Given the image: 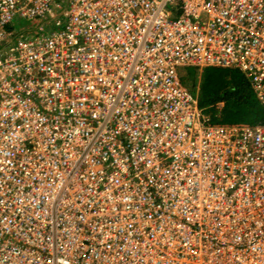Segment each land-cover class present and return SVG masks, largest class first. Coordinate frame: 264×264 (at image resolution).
Returning a JSON list of instances; mask_svg holds the SVG:
<instances>
[{
  "label": "built area",
  "instance_id": "1",
  "mask_svg": "<svg viewBox=\"0 0 264 264\" xmlns=\"http://www.w3.org/2000/svg\"><path fill=\"white\" fill-rule=\"evenodd\" d=\"M183 66L264 109V0H0V264H264V122Z\"/></svg>",
  "mask_w": 264,
  "mask_h": 264
},
{
  "label": "trees",
  "instance_id": "2",
  "mask_svg": "<svg viewBox=\"0 0 264 264\" xmlns=\"http://www.w3.org/2000/svg\"><path fill=\"white\" fill-rule=\"evenodd\" d=\"M24 29L20 28L18 31ZM196 74L197 68L185 66L181 69L180 78L197 95L200 107L210 115L212 122L223 124L264 122V109L249 79L240 70L202 68L198 89L195 87ZM219 102L222 103L220 107L217 106Z\"/></svg>",
  "mask_w": 264,
  "mask_h": 264
},
{
  "label": "rangeland",
  "instance_id": "3",
  "mask_svg": "<svg viewBox=\"0 0 264 264\" xmlns=\"http://www.w3.org/2000/svg\"><path fill=\"white\" fill-rule=\"evenodd\" d=\"M18 20V22H14V24H16V27L15 28H13V30H19L20 28L21 29H26V31H28V32H31L32 31V29L35 27V26H37V24H35L33 21H30V20H26V19H17ZM183 67H185V66H183ZM183 67H181V68H179V74H180V72H181V69L183 68ZM202 69H200V68H197V74H196V89H198L197 88V86L199 85V81H200V71H201ZM185 83V82H184ZM217 106L218 107H220V106H222V104L219 102L218 104H217Z\"/></svg>",
  "mask_w": 264,
  "mask_h": 264
}]
</instances>
